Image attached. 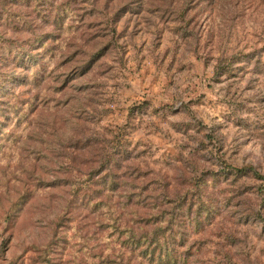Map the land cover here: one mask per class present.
<instances>
[{
	"label": "rangeland",
	"instance_id": "1",
	"mask_svg": "<svg viewBox=\"0 0 264 264\" xmlns=\"http://www.w3.org/2000/svg\"><path fill=\"white\" fill-rule=\"evenodd\" d=\"M128 227L264 264V0H0V264H150Z\"/></svg>",
	"mask_w": 264,
	"mask_h": 264
},
{
	"label": "trees",
	"instance_id": "2",
	"mask_svg": "<svg viewBox=\"0 0 264 264\" xmlns=\"http://www.w3.org/2000/svg\"><path fill=\"white\" fill-rule=\"evenodd\" d=\"M130 196L128 197V201H130ZM129 204V203H128ZM144 228V227H141ZM129 234H127L126 248L131 250V252L139 251L140 257L145 260H148L150 264H157L156 257L161 258V249L154 243L153 238H150L149 233L145 232V235H141L136 237L133 235L130 227L127 228ZM162 264V263H159Z\"/></svg>",
	"mask_w": 264,
	"mask_h": 264
}]
</instances>
